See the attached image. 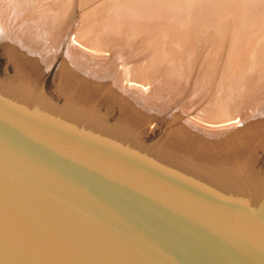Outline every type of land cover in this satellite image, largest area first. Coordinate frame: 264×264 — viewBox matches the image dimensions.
I'll return each mask as SVG.
<instances>
[{"label":"water","instance_id":"1","mask_svg":"<svg viewBox=\"0 0 264 264\" xmlns=\"http://www.w3.org/2000/svg\"><path fill=\"white\" fill-rule=\"evenodd\" d=\"M58 96L42 94L52 110L0 97V264H264V179L245 163L231 172L215 157L228 174L216 182L149 168L124 111L109 124L108 111L71 112ZM263 117L224 133L261 131ZM205 139L181 147L206 166L192 148Z\"/></svg>","mask_w":264,"mask_h":264},{"label":"rangeland","instance_id":"2","mask_svg":"<svg viewBox=\"0 0 264 264\" xmlns=\"http://www.w3.org/2000/svg\"><path fill=\"white\" fill-rule=\"evenodd\" d=\"M0 16L36 48L50 51L42 59L35 51L39 62L29 60L40 69L37 83L19 82L34 94L60 104L58 95L92 96L69 77L65 62L72 55L89 80L106 82L94 97L97 107L116 93L114 105L98 110L108 111L109 124L120 101L155 115L136 127L139 144L147 148L177 132L180 145L192 136L206 138L192 148H204L210 162L226 159L225 139L251 138L254 171L264 179V128L224 133L264 108V0H0ZM2 51L0 45V80L16 78ZM59 85L72 87L71 93L58 91Z\"/></svg>","mask_w":264,"mask_h":264},{"label":"bare ground","instance_id":"3","mask_svg":"<svg viewBox=\"0 0 264 264\" xmlns=\"http://www.w3.org/2000/svg\"><path fill=\"white\" fill-rule=\"evenodd\" d=\"M2 18L3 17L0 16V26H1L0 27V45L3 49V51H2L3 53H1V54H3V56L6 58L7 61L8 60H9V62L11 61L10 64L12 66H14L16 78L15 77L11 78V79H9V78H5V79L3 78L2 79L1 78L2 80H0V97H4V99L8 100L11 104H13L11 101H13L15 104L16 103L19 104V105H15V104H13V105L17 106L18 108H21V110L24 109V107L26 108L28 105H29V108L35 107V106L37 108H40V109L42 107L48 108V107H46V106H48V102H46L44 99L41 98L42 93L38 92L37 94H34L33 90H31L29 86H24L22 84H19V82L33 80V81H35V83H37L38 78L40 76V71H39L40 69L36 70V68H33L32 65L29 64V60L31 63H34L35 59H33V58H35V56H36L37 57L36 60H38L39 55H40L41 59L43 57L45 58L46 55L49 54V52H50L49 49L43 47V44H42V47L38 46L36 48L35 44H33L34 41H31L32 39L30 40V37H28V35H27V37L23 38L18 33L17 29L14 28V26L10 25L11 23H9V22L7 23L5 21L3 22ZM21 46L23 47V50L20 48ZM15 47L18 48V50H19L18 52H20V50H21V52H22L21 55L16 53L17 56H15L14 52L17 51L16 49H14ZM62 48H63V46H62ZM35 51L38 52V56H37V53ZM33 52L36 55H34ZM32 54L34 55V57ZM70 59L71 60L67 59V62H65L67 64L69 63L68 66H71L70 68L68 67V69L70 72L69 75H71L72 77L71 76H69V77L77 80L78 77H80V75L82 77L84 75H86V74H84L85 71L82 69L83 65L77 63V60H76L77 58H72V55H71ZM72 59H74V60H72ZM38 62H39V60H38ZM27 63L29 65H27ZM63 75L66 76V80L67 79L70 80L69 77L66 75V73ZM62 78H63V76H62ZM80 78H79V80H81V81L80 82L77 81V83L79 82L78 84H80L83 91L91 94L92 96L87 97L85 95L76 96L75 94L74 95L66 94L65 99H64L66 101L65 107L63 106L65 109H67L71 112H73V110H80V111H83L84 114L87 112L89 113V111L100 113V111H98L100 109L99 106L106 105L107 108H110V106L114 105V104H112L113 101L111 99V97H114V95H116L114 90L112 91L114 95L111 94V97H108V98L105 97L106 100L104 102H102V104H99L98 107L95 103L96 99L94 97L97 96L96 93L98 92L99 87H101V86L103 87V85L106 84L105 81H104L105 84H103L104 82L102 83V81H103L102 78H101L102 81L101 80L100 81L99 80H93V79L89 80L88 77L86 79L85 78L80 79ZM121 79H122V82L125 81L124 78H121ZM106 81H108V80H106ZM71 82H76V81H71ZM116 82L118 84V81H116ZM109 87L111 88L110 90L113 89L112 85L111 86L109 85ZM115 89H116V87H115ZM71 90H72V87L63 88L61 85H59V87H58V91L63 92V93H65V92L71 93ZM108 90H109V88H108ZM101 100H103V99H101ZM132 103H129L126 101L125 102L120 101L121 105L119 107L122 111L125 112L127 119L124 122H126V124H128V127L131 129L130 132L127 133L126 139L129 140L130 144H132V146H134V148H136L138 150L139 142H138V139L135 138L134 131H135L136 127H139V126L141 127L142 125L145 126L144 124H146V123H144V122H148L150 117H154L155 115H150L151 113H150V111H148V108L143 109V106H142V108L135 107L136 105H134V103L133 104ZM20 106H23V108ZM48 109L52 110L50 107ZM36 112H38V110ZM137 114H138V116L141 115V117H142V119L140 118L141 120H139V118L136 117ZM82 119L87 120L86 117H83ZM95 121H96V123H98L97 125L100 126V122L93 117L92 122L95 123ZM122 123H123V121H122ZM119 125H120V123L117 126H119ZM238 132H240V131H238ZM179 133L178 132L177 133H170L168 136H165L162 140L158 141L157 143L153 144L152 146H149L147 148L144 147L143 150H140L142 153L140 155L147 158L144 161L145 165L149 168H153V169L160 170V171H161V168H163L164 170H166V172L168 174H170V175L175 174V176L181 175V174H187V175L189 174L192 176L208 175V177L213 182H216V179H218V178H223V177H226L228 175V174L220 173V172L216 171L219 165H217L218 163L215 161V159L210 161L211 162L210 165L205 166L203 161L198 158L200 156H196L197 158H192V157L188 156L187 154H185V152H187V148L186 147H180L181 145L179 144L183 140L177 141ZM236 133H234V134H236ZM111 134H113V133H111ZM115 136L119 137L117 135H115ZM174 137H175V139H173ZM181 137H183V135ZM222 142L230 143V145L226 146V150L224 149L225 150L224 153L226 155L225 156L226 159H224V160H226V161H223V163H227V162L229 163V166L231 168V172H237V165H235V164H238L239 162L240 163L242 162V164L245 163L244 165L246 167H249L252 170L250 172H253V173L255 172L254 171L255 170V167H254L255 163L253 161V155H249V152H248L250 150L251 151L254 150L253 149L254 146L252 144L249 145L248 143H243V141L240 142V139H238V140L225 139ZM175 143H176V145L178 144L177 149H173L175 147V145H173V144H175ZM237 145H239V147L235 148ZM170 146H171V148H170ZM238 148H242V149H238ZM188 149H191V148H188ZM229 156H231V158H227ZM191 158H192V160H191ZM188 159H190V161ZM244 160H246V161H244ZM188 161L190 163H188ZM230 163H232V164L235 163V164L231 165ZM242 164H240V166Z\"/></svg>","mask_w":264,"mask_h":264}]
</instances>
